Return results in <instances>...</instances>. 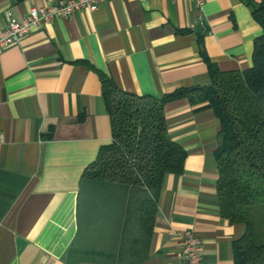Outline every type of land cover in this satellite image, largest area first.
<instances>
[{
	"label": "crops",
	"instance_id": "obj_1",
	"mask_svg": "<svg viewBox=\"0 0 264 264\" xmlns=\"http://www.w3.org/2000/svg\"><path fill=\"white\" fill-rule=\"evenodd\" d=\"M56 1L0 0V29L7 13L22 20ZM261 1L110 0L31 28L0 55V264L116 263L121 206L97 198L90 208L82 192L111 141L101 77L159 98L208 85V64L247 70L261 33L251 5ZM203 106L181 99L164 109L186 158L179 175L163 178L141 264H185L175 235L185 230L199 239L204 264H235L232 245L248 227L219 212L220 123Z\"/></svg>",
	"mask_w": 264,
	"mask_h": 264
},
{
	"label": "trees",
	"instance_id": "obj_2",
	"mask_svg": "<svg viewBox=\"0 0 264 264\" xmlns=\"http://www.w3.org/2000/svg\"><path fill=\"white\" fill-rule=\"evenodd\" d=\"M251 8L261 33L247 70L222 72L208 64V85L159 98L123 91L101 77L111 141L84 173L82 192L90 208L97 198L121 206L115 264H141L147 258L163 178L182 172L186 154L170 139L164 113L167 104L181 99L204 104L200 109H211L220 123L215 150L219 212L248 227L232 245L234 263L264 264V0Z\"/></svg>",
	"mask_w": 264,
	"mask_h": 264
},
{
	"label": "built area",
	"instance_id": "obj_3",
	"mask_svg": "<svg viewBox=\"0 0 264 264\" xmlns=\"http://www.w3.org/2000/svg\"><path fill=\"white\" fill-rule=\"evenodd\" d=\"M110 0H58L46 7H31L22 20L7 13L6 23L0 29V55L10 46L19 43L31 28H38L56 18L69 17L80 11L94 12L100 5ZM183 241L182 260L185 264H204L200 241L190 231L175 233Z\"/></svg>",
	"mask_w": 264,
	"mask_h": 264
},
{
	"label": "water",
	"instance_id": "obj_4",
	"mask_svg": "<svg viewBox=\"0 0 264 264\" xmlns=\"http://www.w3.org/2000/svg\"><path fill=\"white\" fill-rule=\"evenodd\" d=\"M200 25L199 24H197V26H196V30L198 29V27H199Z\"/></svg>",
	"mask_w": 264,
	"mask_h": 264
}]
</instances>
